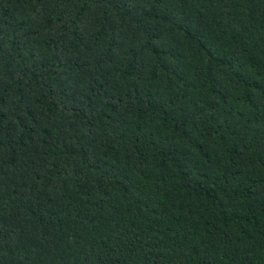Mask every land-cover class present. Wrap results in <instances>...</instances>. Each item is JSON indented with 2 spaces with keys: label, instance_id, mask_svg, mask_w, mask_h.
I'll list each match as a JSON object with an SVG mask.
<instances>
[{
  "label": "trees",
  "instance_id": "obj_1",
  "mask_svg": "<svg viewBox=\"0 0 264 264\" xmlns=\"http://www.w3.org/2000/svg\"><path fill=\"white\" fill-rule=\"evenodd\" d=\"M0 264H264V0H0Z\"/></svg>",
  "mask_w": 264,
  "mask_h": 264
}]
</instances>
